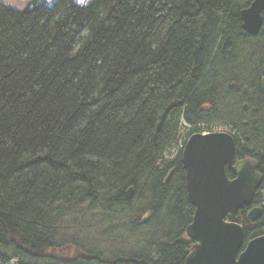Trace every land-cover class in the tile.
Returning <instances> with one entry per match:
<instances>
[{"label":"trees","instance_id":"16d2710c","mask_svg":"<svg viewBox=\"0 0 264 264\" xmlns=\"http://www.w3.org/2000/svg\"><path fill=\"white\" fill-rule=\"evenodd\" d=\"M251 1H0V264H184L194 208L183 149L166 159L182 122L209 125L236 100L237 159L264 177L262 82L245 66L249 90L230 81L243 54H264V24L255 37L242 27ZM258 194L264 202V182ZM138 203L159 228L146 252L105 257L57 241L69 209L111 216ZM245 232L264 234V207Z\"/></svg>","mask_w":264,"mask_h":264},{"label":"water","instance_id":"95a60500","mask_svg":"<svg viewBox=\"0 0 264 264\" xmlns=\"http://www.w3.org/2000/svg\"><path fill=\"white\" fill-rule=\"evenodd\" d=\"M263 13L264 0H254L241 11L242 27L248 34H259ZM261 87L264 90V79ZM236 155V141L226 133H196L185 144L181 163L194 215L185 230L193 246L184 264H264V235L243 249L245 232L238 217L253 205L264 177L256 160H235ZM131 195L132 189L127 192L128 199ZM261 212V208L252 209L247 222L253 223Z\"/></svg>","mask_w":264,"mask_h":264},{"label":"rangeland","instance_id":"374dc122","mask_svg":"<svg viewBox=\"0 0 264 264\" xmlns=\"http://www.w3.org/2000/svg\"><path fill=\"white\" fill-rule=\"evenodd\" d=\"M0 1L15 9H22L31 0ZM54 1L55 0H51V3ZM75 1L80 5H86L91 0ZM248 55L249 54H243V56L239 58L238 64L235 68L237 69L236 72L240 75L237 79L234 80L232 78V80H230L231 82L233 81L235 86L239 87V89H236L238 91L249 90L250 86L247 84H250L248 79L251 75L248 77L249 74L247 75L245 74V71L243 72L244 66L249 68L250 72H253L256 69L259 74V81L262 82L264 79V54H262V56H258V58H260L258 63L257 58L255 60V56L251 57ZM235 104L236 100L233 98H229L223 104L221 103L220 109H222V113L218 114L220 118H217V121H214L209 125L199 124L192 127L182 122L177 142L167 151V161L173 160V155L177 152L174 150L182 143L179 137L182 136V139L185 137L189 139L192 134L201 133L199 129L202 130V132L205 131V133L227 132L239 136L237 130L227 127L232 126L229 125V122L233 121L237 124L242 118L239 109H232V106ZM230 111H232V113ZM241 123H243V121L240 122V124ZM143 205L144 204L142 203H138L134 212H124V210H121L117 211L116 215L111 216L100 210H92L87 204L74 209H69L54 222L57 228V241L62 245L70 244V247H72L73 243H75L77 246H74L78 248H83L87 252H100L105 257H130L135 256L138 253L140 254L142 252H146L149 245L157 239L156 236L159 235V228L153 227V225L148 223L149 214L143 213V209L140 210ZM134 214L140 216L139 220L141 225L138 226L139 228L137 230H135V228L131 225ZM68 252L69 251L66 253Z\"/></svg>","mask_w":264,"mask_h":264},{"label":"flooded vegetation","instance_id":"af4514ba","mask_svg":"<svg viewBox=\"0 0 264 264\" xmlns=\"http://www.w3.org/2000/svg\"><path fill=\"white\" fill-rule=\"evenodd\" d=\"M252 1H254V0H252ZM251 1V2H252ZM249 36H253V37H255V36H257V35H250V34H248ZM171 175H172V171L171 172H169V174H168V176H167V178H168V180L170 179V177H171ZM167 178H166V180H167ZM168 182V181H167ZM260 190V189H259ZM258 190V191H259ZM256 198H258V201H256ZM263 207H264V202H262V197L260 196V194H258V192H257V195H256V197L254 198V201H253V205L252 206H250V207H248V208H245L244 210H242V211H240V213H239V223L244 227V232H245V230L248 228V229H252V228H255L258 224H259V221H260V218H261V216H262V214H263ZM254 208H261V210H262V212H261V214H260V216H259V218L258 219H256L253 223H249V222H247V215H248V213L250 212V211H252V209H254ZM245 220V224H244V220ZM246 233V232H245ZM262 235H264V234H261V235H259V236H262ZM259 236H257V237H259ZM187 237V236H186ZM257 237H254V238H257ZM188 238V237H187ZM254 238H252V239H254ZM189 239V238H188ZM245 239H246V235H245ZM252 239H250L249 241H251ZM189 241H190V243H191V245H190V248L193 246V242L189 239ZM249 241H247L246 242V240H245V242H244V247H243V249L245 248V246H246V244L249 242ZM190 248H189V251H190ZM242 249V250H243ZM189 253V252H188Z\"/></svg>","mask_w":264,"mask_h":264},{"label":"bare ground","instance_id":"6f19581e","mask_svg":"<svg viewBox=\"0 0 264 264\" xmlns=\"http://www.w3.org/2000/svg\"><path fill=\"white\" fill-rule=\"evenodd\" d=\"M264 14V13H263ZM260 33V32H259ZM264 91V90H263ZM213 127V126H212ZM227 129V128H226ZM203 130H204V128H203ZM199 131L202 133V134H204L205 133V131H203L202 132V130H200L199 129ZM216 133H226V134H230V133H227V132H216ZM189 135V134H188ZM193 135V134H192ZM191 135V136H192ZM230 135H232L233 136V134H230ZM190 136V137H191ZM189 137V138H190ZM234 137V136H233ZM180 138V140L182 141V143L181 144H179V146H178V148L177 149H175L174 151H177L174 155H176L177 153H179L182 149H184V147H185V144L187 143V141L189 140L187 137H185L184 139H182V136L181 137H179ZM187 138V139H186ZM178 139V138H177ZM177 139H176V141L172 144V146L177 142ZM235 139V138H234ZM235 141H236V139H235ZM171 146V147H172ZM236 148H237V142H236ZM173 151V152H174ZM183 152V151H182ZM237 155H238V149H237ZM237 155L235 156V160H238L237 159ZM166 182V181H165Z\"/></svg>","mask_w":264,"mask_h":264}]
</instances>
